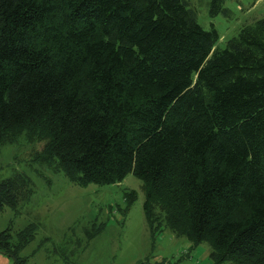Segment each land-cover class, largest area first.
<instances>
[{
  "label": "trees",
  "instance_id": "16d2710c",
  "mask_svg": "<svg viewBox=\"0 0 264 264\" xmlns=\"http://www.w3.org/2000/svg\"><path fill=\"white\" fill-rule=\"evenodd\" d=\"M218 38L187 0H0V147L42 142L34 163L78 187L131 175L150 239L264 264V17ZM31 194L23 173L0 180V211ZM33 230L1 231L0 253L23 264Z\"/></svg>",
  "mask_w": 264,
  "mask_h": 264
},
{
  "label": "rangeland",
  "instance_id": "374dc122",
  "mask_svg": "<svg viewBox=\"0 0 264 264\" xmlns=\"http://www.w3.org/2000/svg\"><path fill=\"white\" fill-rule=\"evenodd\" d=\"M187 1L203 28L215 27L219 35L215 45L220 48L241 25L264 17V0H225L229 13L214 16L207 13L208 0ZM42 144L19 140L0 147V180L23 173L32 190L25 204L0 211V232L9 228L11 242L18 231L34 225L32 240L17 254L23 264H212L205 244L191 248L184 238H175L167 230L150 239L139 180L127 175L112 185L75 186L34 163ZM126 191H134L135 200L122 219L117 208H122ZM92 221L104 226L84 249L83 230L91 228ZM76 238L81 244L75 243ZM0 264L13 261L0 253Z\"/></svg>",
  "mask_w": 264,
  "mask_h": 264
}]
</instances>
